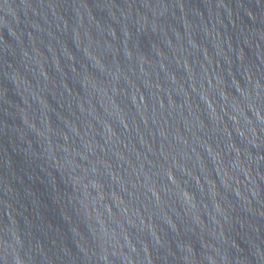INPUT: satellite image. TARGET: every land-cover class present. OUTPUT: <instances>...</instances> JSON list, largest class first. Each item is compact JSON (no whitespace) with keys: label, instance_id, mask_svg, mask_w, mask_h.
I'll use <instances>...</instances> for the list:
<instances>
[{"label":"water","instance_id":"95a60500","mask_svg":"<svg viewBox=\"0 0 264 264\" xmlns=\"http://www.w3.org/2000/svg\"><path fill=\"white\" fill-rule=\"evenodd\" d=\"M0 264H264V0H0Z\"/></svg>","mask_w":264,"mask_h":264}]
</instances>
